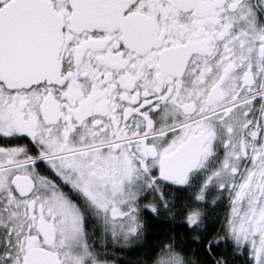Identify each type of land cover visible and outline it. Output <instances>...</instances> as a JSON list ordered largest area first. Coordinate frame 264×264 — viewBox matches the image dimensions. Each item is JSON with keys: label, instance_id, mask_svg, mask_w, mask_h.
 <instances>
[{"label": "snow or ice", "instance_id": "1", "mask_svg": "<svg viewBox=\"0 0 264 264\" xmlns=\"http://www.w3.org/2000/svg\"><path fill=\"white\" fill-rule=\"evenodd\" d=\"M0 264H264V0H0Z\"/></svg>", "mask_w": 264, "mask_h": 264}]
</instances>
